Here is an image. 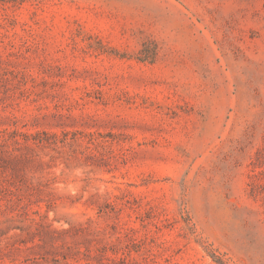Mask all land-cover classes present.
I'll use <instances>...</instances> for the list:
<instances>
[{"label":"rangeland","instance_id":"374dc122","mask_svg":"<svg viewBox=\"0 0 264 264\" xmlns=\"http://www.w3.org/2000/svg\"><path fill=\"white\" fill-rule=\"evenodd\" d=\"M0 264H264V0H0Z\"/></svg>","mask_w":264,"mask_h":264}]
</instances>
